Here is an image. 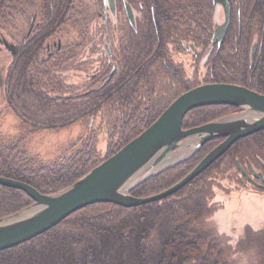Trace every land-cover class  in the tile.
I'll use <instances>...</instances> for the list:
<instances>
[{
  "label": "flooded vegetation",
  "instance_id": "obj_1",
  "mask_svg": "<svg viewBox=\"0 0 264 264\" xmlns=\"http://www.w3.org/2000/svg\"><path fill=\"white\" fill-rule=\"evenodd\" d=\"M213 83L264 94V0H0V113L52 105L78 120L82 100L91 118L137 112L143 126ZM241 110L202 105L183 122ZM234 144L233 184L264 195V129Z\"/></svg>",
  "mask_w": 264,
  "mask_h": 264
},
{
  "label": "trees",
  "instance_id": "obj_2",
  "mask_svg": "<svg viewBox=\"0 0 264 264\" xmlns=\"http://www.w3.org/2000/svg\"><path fill=\"white\" fill-rule=\"evenodd\" d=\"M87 104L81 100L79 107L75 106L79 109V119L96 113L86 111L84 107ZM69 108L57 112L54 106L49 105L45 109L23 112L26 118L22 119L35 127L54 128L66 125L67 120L75 115L72 107ZM140 115L137 112L124 117L118 114L115 127L123 128V138L124 129L130 125L131 128L127 131V138L114 145L116 148L112 147V152L105 158H100L91 145L85 146V151L81 148L76 161L34 168V163L13 157L8 148L0 146V174L29 182L43 193L61 190L114 154L154 119L142 126ZM184 125L190 126L186 122ZM215 143V140L206 143L192 159L164 170L133 188L131 193L150 196L174 185ZM222 158L182 189L161 200L132 207L100 202L79 209L31 240L0 250V264H236L234 256L253 247L261 257V264H264V225L257 230L250 227L238 241L231 242L230 238L220 234L211 220L216 210L212 206L215 203L212 184L226 175L233 177L230 172L234 166L233 155L223 166H218ZM213 168L214 172L211 171ZM33 202L24 190L0 184V218Z\"/></svg>",
  "mask_w": 264,
  "mask_h": 264
},
{
  "label": "water",
  "instance_id": "obj_3",
  "mask_svg": "<svg viewBox=\"0 0 264 264\" xmlns=\"http://www.w3.org/2000/svg\"><path fill=\"white\" fill-rule=\"evenodd\" d=\"M219 103L233 104L242 110L183 128V119L191 109ZM262 129L264 94L235 84H205L180 95L142 133L60 191L43 193L27 182L0 175V184L22 189L34 200L22 210L0 218V250L31 240L90 204L111 202L132 207L167 197L205 171L238 139ZM220 137L224 140L173 186L145 197L130 193L144 180L175 165L179 155L184 160V151L194 154L206 142ZM183 143L190 144L188 150L181 147Z\"/></svg>",
  "mask_w": 264,
  "mask_h": 264
},
{
  "label": "rangeland",
  "instance_id": "obj_4",
  "mask_svg": "<svg viewBox=\"0 0 264 264\" xmlns=\"http://www.w3.org/2000/svg\"><path fill=\"white\" fill-rule=\"evenodd\" d=\"M114 114L118 116V113L115 112H103L102 114L99 113L95 117L91 118L92 114H90L82 119H79V121L75 120L69 124L61 125L58 127L54 126V128H51V127H46L44 125L41 127H35L33 124L29 122H24L22 116H19L18 113L15 112L0 113V146L4 148H8V150H10L13 157H19L20 160H25L29 164L34 163L35 165L34 168L39 166L49 167V166H54L58 163L67 164L70 161H76L79 157L81 148H82L81 151L83 150L85 151L86 149L84 147L91 145L95 147L97 152L100 154L99 156L100 158H105L107 155H109L112 152V147H115L114 145L123 142L124 138H127V133H128L127 131L130 130L131 128L130 125L124 129V138H123L122 135L123 128L122 127L118 129L115 128L117 119L113 122L115 117ZM186 115L185 117L187 118ZM153 116L154 119L151 122V124L159 117L157 116L156 113ZM155 116L157 117L155 118ZM185 120L187 121V119L184 118L183 121ZM188 128L191 127H187L186 129ZM195 138L198 137H193V139ZM131 140H129L127 143H129ZM214 140L216 142L215 143L216 146L219 142V138H215L210 141H214ZM127 143H125L122 147H124ZM205 144H203L201 148L197 150L194 154L189 153L190 154L189 155L187 154L186 151H184L183 152L185 154V158L183 156L184 160L181 159V156L179 155L178 158L181 159L182 161H178L179 159L176 158L174 160L176 161V164L166 167L165 170H169L173 167L181 165L186 161L192 159L196 154H198V152L203 148ZM119 150H117L116 152H118ZM205 155H203V157ZM227 157L222 158V160L218 163V166L219 165L223 166L226 163L225 161L227 160ZM217 160L213 164H215ZM25 161L24 163L27 164ZM232 165H235L232 166V168H230L231 169L230 172L232 171L233 178L226 175L223 178L216 181V184L215 181L212 184L213 191L215 193L213 198V202L215 203H213L214 205L212 206H214L216 210L212 214L211 220L217 227L220 234L224 235L226 238H230L231 242H235L238 241L248 231L250 227H252V229L254 228L255 230H257L264 225V195L246 190L239 192L240 188L237 187V185L233 184V182L237 181L235 177L238 176V172L235 168L236 167L235 161H233ZM209 167L206 169V171L209 169ZM163 171L159 173L161 174ZM211 171L214 172L215 171L214 168ZM157 174L144 180L137 186L147 182L149 179L157 176ZM257 255H258L257 249L253 247L245 252L237 253L234 256V260L236 264H261V257Z\"/></svg>",
  "mask_w": 264,
  "mask_h": 264
},
{
  "label": "bare ground",
  "instance_id": "obj_5",
  "mask_svg": "<svg viewBox=\"0 0 264 264\" xmlns=\"http://www.w3.org/2000/svg\"><path fill=\"white\" fill-rule=\"evenodd\" d=\"M188 143H183L182 145H181V147L183 148V149H185V150H188Z\"/></svg>",
  "mask_w": 264,
  "mask_h": 264
}]
</instances>
